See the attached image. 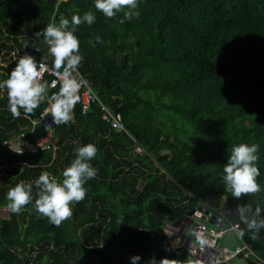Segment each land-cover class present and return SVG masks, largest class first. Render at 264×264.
Returning <instances> with one entry per match:
<instances>
[{
    "label": "trees",
    "instance_id": "16d2710c",
    "mask_svg": "<svg viewBox=\"0 0 264 264\" xmlns=\"http://www.w3.org/2000/svg\"><path fill=\"white\" fill-rule=\"evenodd\" d=\"M42 62L90 83L86 112L48 75L25 90ZM53 92L57 150L7 151ZM3 208L0 264H201L178 239L201 208L264 259V0H0Z\"/></svg>",
    "mask_w": 264,
    "mask_h": 264
},
{
    "label": "built area",
    "instance_id": "2783aa9c",
    "mask_svg": "<svg viewBox=\"0 0 264 264\" xmlns=\"http://www.w3.org/2000/svg\"><path fill=\"white\" fill-rule=\"evenodd\" d=\"M53 51L58 55L69 61V49L63 40H55ZM73 70L75 80L70 78V71ZM48 75L51 77L49 83L50 89H57L59 86H64L69 90V95L66 99L74 97L76 94H81L83 104V112H86L90 104L95 101L96 95L90 87V83L81 78L75 67L72 69L68 67L54 68L47 63H40L36 69L33 79L28 83L26 91L39 90L44 77ZM66 100H64L65 102ZM46 106L41 113L39 119L33 122L34 125L41 123L45 136L37 140L35 144H24L20 139L5 140L2 146L9 152L17 155L31 154L41 151L57 150L58 139L53 138V129L55 122L60 115L62 103L58 101V95L53 92L46 98ZM63 102V103H64ZM103 111L102 119L111 123L117 129H123L121 123V115L114 110L108 109L105 105H101ZM142 149L137 148V152ZM209 209V208H207ZM218 217L214 216L219 226L210 227L206 222H202L197 218L194 219V225L190 229V237L194 242L185 241L182 244L185 247L193 260L199 261L201 264H225L233 263L237 258H244L246 260H255L256 262L264 264V259L259 257L245 241V230L239 223L226 224L228 218L225 213L217 209ZM228 223V222H227ZM221 224H224L221 227ZM233 232L237 239V243L233 248L223 245L224 238Z\"/></svg>",
    "mask_w": 264,
    "mask_h": 264
},
{
    "label": "water",
    "instance_id": "95a60500",
    "mask_svg": "<svg viewBox=\"0 0 264 264\" xmlns=\"http://www.w3.org/2000/svg\"><path fill=\"white\" fill-rule=\"evenodd\" d=\"M187 217L190 218L188 222L190 226L192 225L195 218L199 219L202 222L206 221L209 224L214 225V226L220 225L219 222L216 221L215 217H213V215L209 211L205 210L204 208L199 209L197 212L196 211L190 212L187 215ZM223 226L224 224H221V227ZM190 229L191 228H189L187 231L182 232L180 234L184 236H189ZM236 243H237V239L233 232H230L223 240V245L228 246L230 248H233ZM232 264H249V262L244 258H237Z\"/></svg>",
    "mask_w": 264,
    "mask_h": 264
},
{
    "label": "rangeland",
    "instance_id": "374dc122",
    "mask_svg": "<svg viewBox=\"0 0 264 264\" xmlns=\"http://www.w3.org/2000/svg\"><path fill=\"white\" fill-rule=\"evenodd\" d=\"M14 56V58H16V56L15 55H13ZM6 57H3V58H1V61L3 62V64H5V65H7L9 62H6ZM70 105H66V106H64V107H62V109H63V111L66 113V114H70V112H71V108L69 107ZM222 203H224L225 202V200L224 199H222V201H221ZM0 217H2V218H8L9 217V210L7 209V208H3V209H1L0 210ZM215 227V226H214ZM175 231H173V233H174ZM169 234V233H168ZM170 235H173V234H170ZM174 236V235H173ZM178 239L179 240H184V241H191V242H194L193 240H192V238L190 237V236H184V235H178ZM175 243V241L173 242V244ZM161 264H167V262H163V263H161Z\"/></svg>",
    "mask_w": 264,
    "mask_h": 264
},
{
    "label": "flooded vegetation",
    "instance_id": "af4514ba",
    "mask_svg": "<svg viewBox=\"0 0 264 264\" xmlns=\"http://www.w3.org/2000/svg\"><path fill=\"white\" fill-rule=\"evenodd\" d=\"M189 220H187L186 222H184L181 226V229L178 230V234L187 231L189 228H191L194 225V221L192 223V225L190 226V224H188Z\"/></svg>",
    "mask_w": 264,
    "mask_h": 264
},
{
    "label": "clouds",
    "instance_id": "9594fccd",
    "mask_svg": "<svg viewBox=\"0 0 264 264\" xmlns=\"http://www.w3.org/2000/svg\"><path fill=\"white\" fill-rule=\"evenodd\" d=\"M224 203H225V202H224ZM224 203H222V205H223ZM189 236H190V233H189ZM183 243H185V241H184Z\"/></svg>",
    "mask_w": 264,
    "mask_h": 264
},
{
    "label": "bare ground",
    "instance_id": "6f19581e",
    "mask_svg": "<svg viewBox=\"0 0 264 264\" xmlns=\"http://www.w3.org/2000/svg\"><path fill=\"white\" fill-rule=\"evenodd\" d=\"M72 57V56H71ZM128 58V57H127ZM124 71V70H123ZM5 86V85H4ZM23 140V139H22ZM23 161V160H22Z\"/></svg>",
    "mask_w": 264,
    "mask_h": 264
}]
</instances>
